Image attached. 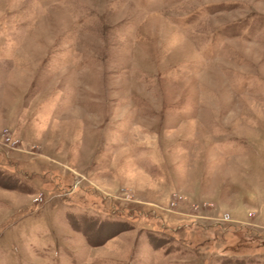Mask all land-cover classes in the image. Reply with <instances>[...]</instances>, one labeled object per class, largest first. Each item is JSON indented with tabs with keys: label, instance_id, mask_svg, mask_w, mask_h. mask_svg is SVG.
<instances>
[{
	"label": "rangeland",
	"instance_id": "1",
	"mask_svg": "<svg viewBox=\"0 0 264 264\" xmlns=\"http://www.w3.org/2000/svg\"><path fill=\"white\" fill-rule=\"evenodd\" d=\"M0 264H264V0H0Z\"/></svg>",
	"mask_w": 264,
	"mask_h": 264
}]
</instances>
